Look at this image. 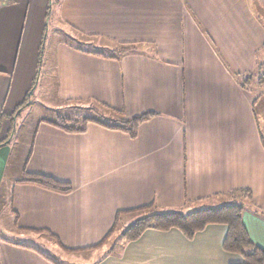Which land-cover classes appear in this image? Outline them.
Wrapping results in <instances>:
<instances>
[{
  "label": "crops",
  "instance_id": "obj_1",
  "mask_svg": "<svg viewBox=\"0 0 264 264\" xmlns=\"http://www.w3.org/2000/svg\"><path fill=\"white\" fill-rule=\"evenodd\" d=\"M51 27L64 38L52 39ZM44 32L31 102L45 64L58 102L94 100L126 117L156 115L135 137L93 122L83 132H67L38 119L16 176L7 171V137L35 76ZM73 33L107 44L75 41ZM118 43L135 50L114 58ZM256 63L264 64V16L255 0L0 2V142L6 141L0 212L12 216L13 235L47 250L4 238L0 229V264L238 263L239 255L222 248L223 224L192 238L176 228H149L121 245L99 243L117 214L124 221L133 213L123 211L152 203L186 208L201 200L216 206L240 189L250 193L242 202L247 233L264 250V88L252 81L243 87L239 77ZM23 168L68 182L71 190L18 182ZM89 253L100 254L90 261Z\"/></svg>",
  "mask_w": 264,
  "mask_h": 264
},
{
  "label": "trees",
  "instance_id": "obj_2",
  "mask_svg": "<svg viewBox=\"0 0 264 264\" xmlns=\"http://www.w3.org/2000/svg\"><path fill=\"white\" fill-rule=\"evenodd\" d=\"M255 2H257L256 5L259 7L260 12L261 9L264 10V0H255ZM44 38L45 32L39 49L35 76L23 102L13 111L12 118L17 116L21 109L31 103L30 97L37 83ZM134 50V44L118 43L110 55L116 58L122 54L134 52ZM89 52L103 56V52L98 50ZM239 77L241 78V83L245 84L248 81V76ZM263 80L264 75L259 78L258 82L262 84ZM74 106L77 107L75 108ZM68 107H73L75 110L84 108L86 113L82 116H72V122H70V118L63 119L59 116H57L55 120H49L50 123L67 132H83L87 124L93 122L106 128L121 130L130 137H135L139 125L156 115L154 112H143L131 117H126L123 110L109 107L106 104L94 100H75L71 102L70 105H65L62 108ZM11 133L12 128L7 139L10 137ZM3 144H6V141L0 142V146ZM18 182L32 183L59 193H68L71 190V185L68 182L57 180L51 176L40 173H28L24 168ZM242 195L250 197L249 191L240 189L233 191L229 195L231 198L230 202L226 201L227 198H223V201L216 206L210 205L206 200H201L198 203L197 201L189 203L186 208L160 209L152 203L123 211L127 213L134 212L136 215L133 216L132 221L122 230L120 242L117 244L121 245L125 242L135 240L149 228L159 231H167L171 228H176L186 238H192L195 233L203 230L207 225L223 224L227 229L222 242L223 250L229 253H235L241 257V261L231 264H264V250L249 238L242 220L244 204L237 200L240 199ZM221 196L228 197L227 194ZM118 216L119 214L115 217L113 225L99 245L106 242L114 232L119 222Z\"/></svg>",
  "mask_w": 264,
  "mask_h": 264
},
{
  "label": "rangeland",
  "instance_id": "obj_3",
  "mask_svg": "<svg viewBox=\"0 0 264 264\" xmlns=\"http://www.w3.org/2000/svg\"><path fill=\"white\" fill-rule=\"evenodd\" d=\"M257 4V2H255ZM261 12L264 16V10L261 9ZM50 29L49 33L50 36L53 37L52 39H62L64 38L62 34H58L56 31V28ZM69 34V33H68ZM72 36V34H71ZM102 37H93L92 39H86V38H81L80 36H77L75 33H73V40L79 41V42H87V40H90L91 43L96 45L95 43H102L107 44L106 41H102ZM51 40V39H50ZM99 45V44H97ZM88 48V47H87ZM89 48H92V45H90ZM107 52V51H105ZM46 68L45 64L42 66L40 78L38 85L34 91V96L32 98L31 104L26 106L25 108L21 109L19 116L15 118L14 122V129L10 137V144L12 146V158L9 161L8 164V172H13L15 175H19L20 171V164H21V159L24 158V152L25 146L29 140V130L31 132V128L33 124L41 118L45 119H50V120H55L57 116L63 118V119H68L70 118V122H72V116L74 117L75 115H80L82 116L83 114L86 113V110L84 108H78L74 109L73 107H68V108H62L65 106L63 102H58L54 99V89L52 87V83H46L48 81V78H45L43 70ZM244 76H248V81H252V85L257 86V85H262L261 87L264 88V80L262 84H258L259 78L264 75V64L261 65L259 63H256L254 71L250 74L244 73ZM241 80V78H240ZM246 84V83H245ZM244 83H241L243 87H245ZM75 108L77 106H74ZM88 107V106H85ZM7 121V120H6ZM8 122V121H7ZM260 123V128L262 130V133L264 135V120L261 118L259 120ZM1 121H0V126H1ZM250 197H247L246 195H242L240 199H237L240 202L247 203ZM4 212V211H3ZM136 213H131L129 216H127V219L124 221L119 220L117 226L115 227L114 232L112 235L109 237L108 240H106V246L105 248L108 247L111 244H117L120 242L121 239V233L122 230L132 221L133 216H135ZM247 220V219H246ZM11 225H12V216L6 212L2 213L0 212V226H1V236L10 240H16L21 243H31L34 245L38 244L35 241H32L29 236H20L18 234L13 235L14 233L11 231ZM9 227V229H7ZM14 229V228H13ZM254 234V232H253ZM43 241H49L50 243L54 244V241L49 239L46 236H43ZM49 239V240H48ZM38 248L42 252H47L46 248L42 245H37ZM49 254V253H48ZM100 253H89L88 256L90 261L95 260ZM69 260H73V257H67Z\"/></svg>",
  "mask_w": 264,
  "mask_h": 264
},
{
  "label": "built area",
  "instance_id": "obj_4",
  "mask_svg": "<svg viewBox=\"0 0 264 264\" xmlns=\"http://www.w3.org/2000/svg\"><path fill=\"white\" fill-rule=\"evenodd\" d=\"M5 0H0V2H4Z\"/></svg>",
  "mask_w": 264,
  "mask_h": 264
}]
</instances>
